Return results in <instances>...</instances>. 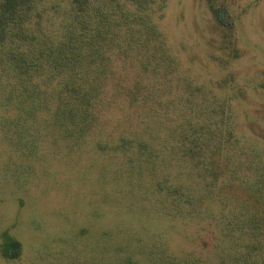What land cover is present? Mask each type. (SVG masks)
Segmentation results:
<instances>
[{
  "label": "trees",
  "instance_id": "16d2710c",
  "mask_svg": "<svg viewBox=\"0 0 264 264\" xmlns=\"http://www.w3.org/2000/svg\"><path fill=\"white\" fill-rule=\"evenodd\" d=\"M167 3L0 0V135L22 162L12 173L24 184L46 155L91 152L131 213L210 231L212 258L180 257L159 235L138 246L148 264H264V120L257 109L241 120L234 102L249 87L232 73L200 80L184 67ZM208 8L224 32L210 58L228 70L242 57L235 16ZM131 256L119 264H138Z\"/></svg>",
  "mask_w": 264,
  "mask_h": 264
},
{
  "label": "rangeland",
  "instance_id": "374dc122",
  "mask_svg": "<svg viewBox=\"0 0 264 264\" xmlns=\"http://www.w3.org/2000/svg\"><path fill=\"white\" fill-rule=\"evenodd\" d=\"M216 3L235 16L242 57L228 70L212 62L224 32L215 25L208 0H168L163 28L171 48L200 80L235 75L239 85L249 87L248 97L234 102L241 120L246 113L264 120V91L255 88L264 85V0ZM11 153L0 135V264H119L130 255L148 264L143 247L159 235L180 257L212 258L211 233L203 225L131 213V202L113 183L102 157H92L95 165L91 152L69 159L46 155L21 184L12 171L22 162ZM9 240L19 245L15 259L3 256Z\"/></svg>",
  "mask_w": 264,
  "mask_h": 264
},
{
  "label": "water",
  "instance_id": "95a60500",
  "mask_svg": "<svg viewBox=\"0 0 264 264\" xmlns=\"http://www.w3.org/2000/svg\"><path fill=\"white\" fill-rule=\"evenodd\" d=\"M12 249L17 250L19 248V245L17 243L11 244Z\"/></svg>",
  "mask_w": 264,
  "mask_h": 264
}]
</instances>
